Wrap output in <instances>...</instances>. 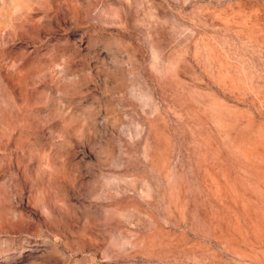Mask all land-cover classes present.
Here are the masks:
<instances>
[{
  "label": "rangeland",
  "instance_id": "1",
  "mask_svg": "<svg viewBox=\"0 0 264 264\" xmlns=\"http://www.w3.org/2000/svg\"><path fill=\"white\" fill-rule=\"evenodd\" d=\"M0 264H264V0H0Z\"/></svg>",
  "mask_w": 264,
  "mask_h": 264
}]
</instances>
